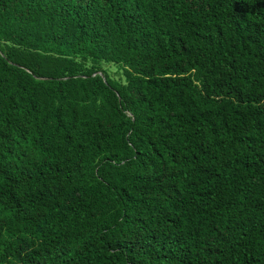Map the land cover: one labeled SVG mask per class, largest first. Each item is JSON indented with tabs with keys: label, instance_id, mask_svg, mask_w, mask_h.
I'll list each match as a JSON object with an SVG mask.
<instances>
[{
	"label": "trees",
	"instance_id": "obj_1",
	"mask_svg": "<svg viewBox=\"0 0 264 264\" xmlns=\"http://www.w3.org/2000/svg\"><path fill=\"white\" fill-rule=\"evenodd\" d=\"M0 264H264V0H0Z\"/></svg>",
	"mask_w": 264,
	"mask_h": 264
}]
</instances>
